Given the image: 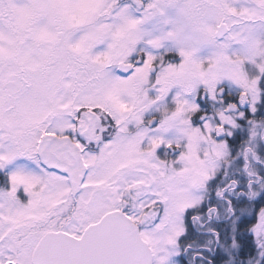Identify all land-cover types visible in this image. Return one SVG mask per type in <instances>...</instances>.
<instances>
[{
  "label": "snow or ice",
  "instance_id": "1",
  "mask_svg": "<svg viewBox=\"0 0 264 264\" xmlns=\"http://www.w3.org/2000/svg\"><path fill=\"white\" fill-rule=\"evenodd\" d=\"M0 264H264V0H0Z\"/></svg>",
  "mask_w": 264,
  "mask_h": 264
}]
</instances>
